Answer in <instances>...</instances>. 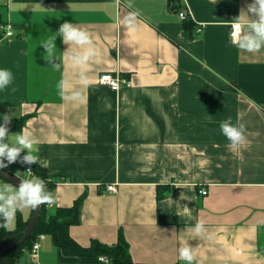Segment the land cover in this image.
<instances>
[{
	"label": "crops",
	"instance_id": "crops-1",
	"mask_svg": "<svg viewBox=\"0 0 264 264\" xmlns=\"http://www.w3.org/2000/svg\"><path fill=\"white\" fill-rule=\"evenodd\" d=\"M251 2L0 0V24L14 33L0 39V67L14 76L0 92V114L38 140L37 165L55 182L56 212L80 201L69 234L81 247L116 245L123 232L136 264H184L181 240L195 248V264H264V49L229 41L231 21ZM185 9L192 18H180ZM133 12L137 29L114 22ZM65 21L88 31L99 54L88 85L65 59L78 102L57 94L61 73L51 67L62 61L45 60L39 46ZM56 45L57 55L69 47L59 37ZM104 73L133 84L113 91L99 83ZM228 117L245 125L246 141L235 149L220 132ZM30 166L9 168L26 177ZM33 213L16 217L30 221ZM197 219L207 229L201 236L188 230ZM18 264L100 263L46 236L38 257L25 248Z\"/></svg>",
	"mask_w": 264,
	"mask_h": 264
},
{
	"label": "clouds",
	"instance_id": "clouds-1",
	"mask_svg": "<svg viewBox=\"0 0 264 264\" xmlns=\"http://www.w3.org/2000/svg\"><path fill=\"white\" fill-rule=\"evenodd\" d=\"M136 13H130L123 20L119 16L114 18L117 24H124L130 29H137ZM229 41L238 50L257 52L264 49V0H252L246 9H241L238 17L230 24ZM39 46L45 49L44 59L53 62L60 58L62 62L52 63V69L61 73L56 82L57 94L61 99L78 102L81 91L72 89L69 79L63 75L65 59L71 61L73 66L79 68V80L82 84L91 83L87 68L91 61L99 58L97 49L89 32L82 29L78 24L65 21L56 32L45 35ZM61 38L63 43L69 45L63 55H57L56 40ZM72 45L78 46L73 49ZM13 72L10 68L0 67V92H4L13 83ZM13 116L0 114V169L7 168L10 164L19 160L22 164L33 165L39 160L40 151L38 140L30 131L21 129L18 132H10L9 125ZM220 132L229 142L233 149L244 144L246 141L245 125L239 122L233 123L231 117L220 122ZM26 173L31 174L29 169ZM19 186L12 183L0 182V227H10L16 219L18 212L25 208L36 209L40 205L48 206L49 214L56 213V194L48 189L47 182L35 175L21 178ZM179 204V203H178ZM185 209L188 207L183 206ZM195 236L206 233L205 221L197 219L188 229ZM179 259L184 264H195V248L189 243L180 241L178 248Z\"/></svg>",
	"mask_w": 264,
	"mask_h": 264
},
{
	"label": "trees",
	"instance_id": "trees-1",
	"mask_svg": "<svg viewBox=\"0 0 264 264\" xmlns=\"http://www.w3.org/2000/svg\"><path fill=\"white\" fill-rule=\"evenodd\" d=\"M2 26H4V24H0V39L4 37ZM21 125V120H12L9 125L10 132H17L20 130ZM26 165L27 164L21 163L20 166L25 167ZM31 166L34 175L43 178L47 182L48 189L52 191L55 182H51L47 171L37 164ZM79 203L80 201L72 209H59L55 215H48L47 205H41L40 216L32 236L19 248L6 253V260L10 264H18L24 249L31 247L38 236L44 234L52 239L53 244L57 248L68 250L71 254L76 256L87 258L107 256L112 261V264H136L131 258L130 247L123 232L119 233V239L116 245H105L94 240L89 248H84L71 238L69 228L71 225L78 222ZM28 222L29 221H24L22 217L19 216L15 230L9 231L7 228L0 227V240L22 234ZM0 264L2 263L0 262Z\"/></svg>",
	"mask_w": 264,
	"mask_h": 264
},
{
	"label": "built area",
	"instance_id": "built-area-1",
	"mask_svg": "<svg viewBox=\"0 0 264 264\" xmlns=\"http://www.w3.org/2000/svg\"><path fill=\"white\" fill-rule=\"evenodd\" d=\"M180 18L182 20H187L189 18H192V14H191L190 10H188V9L183 10L180 13ZM2 30L5 32V35L7 37H11L14 34L13 33V30H12V27L9 26V25L2 26ZM99 83L101 85L109 86L113 91H119L123 87H131L132 84H133L132 81L129 80V79L123 78V77H121L118 74L114 75V74H111V73H104V74H102L99 77ZM15 163L21 165V163L19 162V160L17 162H15ZM29 169H31L32 173L30 175H32L33 174V170H32L31 167H27L25 169V172L28 171ZM27 174H29V173H27ZM108 190L110 192H116L117 191V188H116V186L112 185V186H109L108 187ZM201 193L204 196H206L208 194V191L207 190H202ZM44 238L45 237L42 236L40 238V240H38L35 243V245H34V251H33V257L34 258H37L38 257V251L41 248V240L44 239ZM100 262H101V264H112V261L109 258H105V257H102L100 259Z\"/></svg>",
	"mask_w": 264,
	"mask_h": 264
},
{
	"label": "water",
	"instance_id": "water-1",
	"mask_svg": "<svg viewBox=\"0 0 264 264\" xmlns=\"http://www.w3.org/2000/svg\"><path fill=\"white\" fill-rule=\"evenodd\" d=\"M0 176H2L7 182L14 184L15 186H19L21 179L12 175L11 173L7 172L6 170L0 169ZM40 212H41V205L38 206V208L34 209V213L33 216L31 218V220L28 222L26 230L24 232V236L19 239L18 241L15 242H11L10 244H8L7 246H5L3 248V250L1 251V260L3 262V264H9L6 260H5V253L7 250H12L15 249L17 247H19L20 245H22L26 240H28L37 224V221L39 219L40 216ZM2 244V242H1Z\"/></svg>",
	"mask_w": 264,
	"mask_h": 264
},
{
	"label": "rangeland",
	"instance_id": "rangeland-1",
	"mask_svg": "<svg viewBox=\"0 0 264 264\" xmlns=\"http://www.w3.org/2000/svg\"><path fill=\"white\" fill-rule=\"evenodd\" d=\"M13 164V166H15L16 165V167H20V164H16V163H12ZM30 167H32V166H30ZM27 168V167H26ZM3 170H6L7 172H9V173H11L12 175H14V176H16V177H18V178H23V176L22 175H17V174H14L12 171H11V169L10 168H3ZM32 170H33V168H32ZM34 172V171H33ZM30 175V174H29ZM0 179H2V180H4V181H6L2 176H0ZM117 192V191H116ZM116 192H111V193H116ZM48 207V206H47ZM15 224H17V217H16V219H15ZM36 227V226H35ZM9 228V227H8ZM35 229V228H34ZM26 230V229H25ZM25 230L23 231V233L22 234H20V235H18V236H13V237H9V238H5V239H2V240H0V262L3 264V262H2V260H1V251L3 250V248L5 247V246H7L8 244H10L11 242H15V241H18L19 239H21L23 236H24V232H25ZM33 232H34V230H33ZM33 232H32V234H33ZM32 234H31V236H32ZM30 236V237H31ZM42 236H44L45 238L44 239H42L41 240V246H42V243H43V241L46 239V236L47 235H44V234H42V235H39L38 236V238L35 240V242L33 243V245L31 246V247H29L30 249H31V256L33 257V251H34V245H35V243L38 241V240H40V238L42 237ZM27 241V240H26ZM25 241V242H26ZM1 242H2V244H1ZM24 244V243H23ZM22 244V245H23ZM22 245H20V246H22ZM19 246V247H20ZM19 247H17V248H19ZM17 248H15V249H17ZM15 249H12V250H7L6 251V253H8V252H10V251H13V250H15ZM41 249V248H40ZM39 249V250H40ZM25 250V249H24ZM68 251V250H67ZM6 253H5V260H6ZM38 254H39V251H38ZM73 255V254H72ZM76 256V255H75ZM80 257V256H79ZM102 257H105V258H108L107 256H101V257H97V258H95V259H97V261L101 264V262H100V259L102 258ZM34 258V257H33ZM36 259V258H35ZM7 261V260H6ZM8 262V261H7ZM9 263V262H8ZM10 264V263H9Z\"/></svg>",
	"mask_w": 264,
	"mask_h": 264
}]
</instances>
